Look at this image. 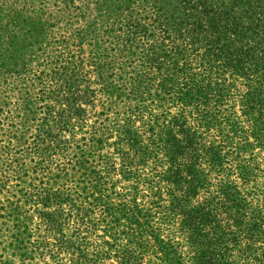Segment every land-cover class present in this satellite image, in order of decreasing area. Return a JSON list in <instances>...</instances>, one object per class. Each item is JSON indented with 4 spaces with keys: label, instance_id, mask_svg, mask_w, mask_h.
Segmentation results:
<instances>
[{
    "label": "trees",
    "instance_id": "obj_1",
    "mask_svg": "<svg viewBox=\"0 0 264 264\" xmlns=\"http://www.w3.org/2000/svg\"><path fill=\"white\" fill-rule=\"evenodd\" d=\"M0 264H264V0H0Z\"/></svg>",
    "mask_w": 264,
    "mask_h": 264
}]
</instances>
